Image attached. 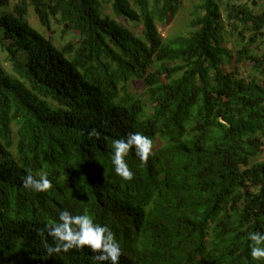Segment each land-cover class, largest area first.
<instances>
[{
	"label": "trees",
	"instance_id": "trees-1",
	"mask_svg": "<svg viewBox=\"0 0 264 264\" xmlns=\"http://www.w3.org/2000/svg\"><path fill=\"white\" fill-rule=\"evenodd\" d=\"M221 1L200 0L189 31L165 39L157 22L181 0H0V264H94L87 247L45 252L63 209L107 225L119 264H261L248 233L264 232V12ZM54 24L72 36L62 47ZM130 132L152 151L142 164L129 150L127 181L110 158ZM28 173L50 189H24Z\"/></svg>",
	"mask_w": 264,
	"mask_h": 264
},
{
	"label": "clouds",
	"instance_id": "clouds-1",
	"mask_svg": "<svg viewBox=\"0 0 264 264\" xmlns=\"http://www.w3.org/2000/svg\"><path fill=\"white\" fill-rule=\"evenodd\" d=\"M99 135L95 128L88 133L89 138ZM130 149L134 150L142 164L146 163L152 151V140L140 132H130L126 137L113 141L110 159L114 172L127 181L133 178V172L124 159ZM22 186L34 192H45L50 189L51 181L46 174L34 176L28 173L22 178ZM41 231H46L52 241L44 242L48 255L87 247L95 254L94 264H119L121 248L114 233L107 225L96 223L88 214L74 215L68 209H63L58 213L57 220L45 223ZM248 240L251 259L264 264V232H249Z\"/></svg>",
	"mask_w": 264,
	"mask_h": 264
},
{
	"label": "rangeland",
	"instance_id": "rangeland-1",
	"mask_svg": "<svg viewBox=\"0 0 264 264\" xmlns=\"http://www.w3.org/2000/svg\"><path fill=\"white\" fill-rule=\"evenodd\" d=\"M232 0H222L221 6L223 8V13L226 14L225 6L228 2ZM255 2V3H254ZM200 3V0H181V8L178 12L177 16L174 18L173 21H167V24L159 23L157 22V26L159 29L160 34L163 38H168L172 36H176L179 34H185L189 31L188 25L192 19L193 12L195 10V6ZM244 3H247L249 7L254 11L256 14H262L264 12V0H244ZM106 12L111 14L110 6H106ZM119 22L124 24L127 28L132 30L137 36L142 35V28L141 26H135L134 24L130 23L129 21L125 19H118ZM29 22L32 26H34L39 31H43L42 27L40 26V23L38 21V18L34 15L33 12L30 13ZM232 22H228L226 20L225 27L227 30V33H229L232 29ZM51 34L55 38V42L59 47H62L64 43L68 40L72 39L71 35L63 36L61 27L59 25L54 24L53 28L51 30ZM229 38V37H228ZM230 41L228 43V47L233 49V39L230 37ZM263 40V41H262ZM257 44V48L255 49V54L259 57H262L264 55V37ZM0 61L3 64V66L7 69H9L8 63L6 61V54L2 52L0 48ZM254 62H247V63H237L236 61L233 62V68L238 69L241 74L245 78H252L254 74V71L257 70V68L254 66ZM260 80H264V75H258ZM131 91L137 95H141L145 91V86L140 81H135L132 84Z\"/></svg>",
	"mask_w": 264,
	"mask_h": 264
}]
</instances>
